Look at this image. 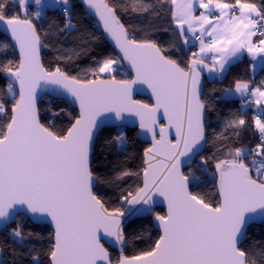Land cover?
Here are the masks:
<instances>
[{
  "label": "snow or ice",
  "instance_id": "1",
  "mask_svg": "<svg viewBox=\"0 0 264 264\" xmlns=\"http://www.w3.org/2000/svg\"><path fill=\"white\" fill-rule=\"evenodd\" d=\"M33 2L40 10L29 14L28 0H15L21 15L9 14L5 0H0V26L10 33L19 53L18 60L0 63V74L8 80L7 96L0 99L4 118L0 122V225L23 214L36 222L47 221L53 228L46 250L35 244L27 249L29 264H41V255L47 256V264H264V250L242 247L249 223L264 221V85L234 82L235 93L255 98L260 114L253 121L259 142L254 147H218L225 157H213L218 199L213 202L190 190L192 174L182 171V165L190 163L206 142L201 74L205 69L225 73L244 50L264 58V24L258 27L253 18L255 14L264 20V7L242 0H158L175 25L173 42L162 47L149 31L141 36L122 18L159 16L151 0L127 4L84 0L118 51L96 60L82 75L71 74L59 64L50 68L42 61V49L49 47L47 34L33 20L40 18L46 5L42 0ZM61 2L67 19L60 31H74L68 0H55L52 6ZM258 34L261 38L254 41ZM193 37L200 42L199 51L192 52L187 62L169 54L178 42L187 47ZM97 39L89 34V40ZM121 68L130 78L117 79L115 73ZM43 91L59 93L78 105V115L67 113L70 126L57 129L42 122L37 100ZM146 91L151 92L152 104L134 98V92ZM129 122L138 123L140 134L151 137L143 151V167L132 171L116 166L113 175L98 177L91 162L98 129L107 123ZM245 124L243 116L234 115L225 127L238 135L235 130ZM114 139L120 145L126 142L122 129ZM202 163L207 160L202 158ZM128 177L138 182L121 191V204L140 205L138 211L150 213L162 197L167 211L155 214L159 235L146 249L129 256L121 247L120 257L113 260L105 244L127 243L125 213L95 187L98 182L118 186ZM10 235L21 246L44 239L26 232L21 222ZM18 255L13 249V264ZM0 264L7 262L0 257Z\"/></svg>",
  "mask_w": 264,
  "mask_h": 264
},
{
  "label": "trees",
  "instance_id": "2",
  "mask_svg": "<svg viewBox=\"0 0 264 264\" xmlns=\"http://www.w3.org/2000/svg\"><path fill=\"white\" fill-rule=\"evenodd\" d=\"M69 1L71 3L69 15L72 23L76 26L74 31H60L64 27L67 18L60 15V7L57 6L45 7L43 16L39 19H34L33 22L42 34H47L45 43L49 47L44 48L42 52V61L45 65L51 68L59 64L61 67H66L71 74L80 72L83 75V70L94 67L96 60L103 59L108 55H115L116 52L104 39L94 20L84 13L80 4L72 0ZM112 2L127 4L128 0H112ZM242 2L255 3L257 8L264 7V0H242ZM5 3L8 5L9 14H21V8L15 6V0H5ZM151 3L157 5L156 10L160 13L159 16L132 14L124 15L122 18L126 24L137 29L141 36L144 35L145 31H149L151 38L159 45L169 47L174 40L175 32L173 29L175 25L171 24L167 7L160 8L158 0H151ZM32 8L33 5H29L28 9H31V13L33 12ZM89 34L98 37V39L89 40ZM260 38L256 36L255 41ZM84 40H89V42L86 44ZM192 52H195L194 49L188 46L185 47L181 42H178L169 54L177 59L178 62L184 63L190 59ZM67 56H71V60L58 59L59 57ZM16 60H18V57L11 44L0 34V63ZM251 65L252 59L243 56L238 61L230 64L220 78L218 77L219 73H217V79L213 83L204 84L202 98L206 100L204 122L206 146L204 151L184 172L192 174L189 184L190 190L205 194L213 202L218 199L216 193V161L213 157L225 158L217 150L218 147L223 145L254 147L259 142L253 121V117L259 112H254L250 106H247L248 100L246 99L229 100L224 96L225 91L234 89L236 80L250 83L252 87L264 85V68L261 66L260 70L253 74ZM115 75L117 79L130 78L123 68L118 70ZM7 84L8 82L3 77V74H0V99L7 96ZM137 99L144 103H149L147 99ZM10 103L9 98V107ZM38 108L40 109L42 122L45 124L53 123L57 129L70 126L67 113L78 115L77 111L66 102L49 97L41 99ZM53 113H59V115L56 116ZM234 115L243 116L246 120V124L242 128L235 130L238 135L234 134L233 129L225 127L226 121ZM3 119L0 116V122ZM121 129L126 136V142L123 145L118 144L114 139L119 135ZM146 147L145 144L138 140L135 129L105 128L99 132L94 142L91 157L93 171L101 178L113 175L116 166H124L132 171H138L143 167V151ZM202 158L207 160L206 164L202 163ZM137 182L136 177L125 178L118 186H109L98 182L95 190L110 205L121 207L122 209L123 204L119 201L121 191ZM156 213L164 214V210L156 208L152 217L135 219L125 227L124 232L127 238L125 255L130 256L146 249L158 237L159 233L152 226V219ZM17 222L22 223L26 232L39 233L44 239L42 241L32 239L30 242H26V246L15 244L10 233L16 227ZM51 233L52 231L48 226L33 225L27 218L18 216L13 224L0 232V248H3V251H1L2 258L7 264H13L12 250L15 249L17 253L21 254L16 257L17 264H29L31 255L27 249L35 244L37 249L46 250L49 247V235ZM242 247L253 249L257 252L264 250V224L250 226L247 229V236L242 243ZM108 250L113 260H117L120 257V254L115 251ZM47 259V256L41 255V264H47Z\"/></svg>",
  "mask_w": 264,
  "mask_h": 264
},
{
  "label": "water",
  "instance_id": "3",
  "mask_svg": "<svg viewBox=\"0 0 264 264\" xmlns=\"http://www.w3.org/2000/svg\"><path fill=\"white\" fill-rule=\"evenodd\" d=\"M78 4H80V6L82 7L84 13L90 17L92 20H94V22L96 23L99 31L102 33L104 39L107 41V43L110 45V47L115 51L117 52L118 50L115 48L114 46V43L108 39L106 37V34L103 32V29H102V26L98 24V17L95 16L94 12L88 8V6L84 3V0H72ZM0 34L3 35L8 41L9 43L11 44V47L12 49L14 50L15 54L17 55V57H19V53H18V50L15 48V44H14V41L11 39V35L9 32H7L2 26H0ZM44 49V48H43ZM43 49H42V52H43ZM42 52H41V55H42ZM207 64H209V62L205 61ZM210 65V64H209ZM129 74V73H128ZM130 76V74H129ZM3 77L5 78V76L3 75ZM6 79V78H5ZM217 79V73H209L207 71V69H205L202 74H201V88H202V95H203V90H204V84L207 83V84H211L213 83L215 80ZM7 80V79H6ZM8 82V80H7ZM44 97H49L51 99H55V100H62L64 102H66L69 106H71L73 109H75L77 111V114H78V105L77 104H74L70 98L64 96V95H61L59 93H55V92H51V91H43L41 93L38 94V100H37V104L39 105L41 99H43ZM134 98L137 99V98H141V99H147L149 100V103L152 104L154 101L151 97V92L150 91H146L144 93H135L134 92ZM132 121H135V118H132ZM204 122H205V112H204ZM105 128H126V129H135L137 131V138L138 140L145 144L147 147L150 146L151 144V137L150 135L145 137L143 135L140 134L141 130L138 126V123L136 122H129L125 125H118V124H113V123H107V124H103L100 126V128L98 129V132H97V135L99 134V132ZM97 135L95 136V139L97 137ZM206 135V133H205ZM95 142V140H94ZM205 146H206V142H204L202 144V147H201V150L199 151L198 154H196L195 156H193L191 158V161L190 163H186L184 165H182V171H184L185 169L189 168L194 160L204 151L205 149ZM146 147V148H147ZM93 148H94V144H93ZM93 154V152H92ZM92 157V156H91ZM216 172V170H215ZM217 180H218V175L216 174V183H217ZM158 200H160L161 202L160 203H157L152 211L150 213H144V212H140L138 211V209L141 208L140 205H127V204H123V208L122 210L124 211L125 215L124 217L122 218V223H123V228L125 229V227L130 223L132 222L133 220L135 219H142V218H147V217H152L153 216V213H154V210L156 208H161L164 210V214H166V211H167V205L166 203L162 202L163 201V198L162 197H158L157 198ZM18 216H21V217H24V218H27L29 220V222L33 225H42V226H48L49 229L53 232V228H52V225L50 223H48L47 221H42V222H36L34 221L32 218H30L28 215H23V214H20V215H17L14 219L6 222L5 224L3 225H0V232L3 231L7 226L13 224L17 217ZM264 224V221L260 220V219H256L252 222L249 223V225L247 226V229L250 227V226H258V225H263ZM152 226L154 228V230H156L158 233H159V228L157 226V223L155 221V217H153L152 219ZM245 239V238H244ZM244 241V240H243ZM243 243V242H242ZM106 247H108V249L110 250H113L115 251L117 254H120L121 255V247L124 248V252L126 250V244L121 246V245H116V244H109V243H106L105 244ZM0 257H2V254H1V251H0Z\"/></svg>",
  "mask_w": 264,
  "mask_h": 264
},
{
  "label": "crops",
  "instance_id": "4",
  "mask_svg": "<svg viewBox=\"0 0 264 264\" xmlns=\"http://www.w3.org/2000/svg\"><path fill=\"white\" fill-rule=\"evenodd\" d=\"M197 14H199V13H197ZM255 14H253V16H254ZM190 36H191V34H189ZM197 35H199V33H197ZM206 39H210L209 37H205ZM253 40L255 41V37H253ZM199 46H200V42L197 44V47L195 48V52H198L199 51ZM211 55H213V54H209V56H211ZM243 56H247V57H249L250 59H252V65H251V71H252V73L253 74H256L259 70H260V68H261V66H262V63H263V58H261V57H253V56H251V55H249L248 54V52L246 51V50H244V51H242L241 53H239L238 54V58L237 59H235L232 63H234V62H236V61H238L240 58H242ZM207 62H209V64L211 65V63H212V61H211V59H207L206 60ZM231 63V64H232ZM228 67V66H227ZM250 84V83H249ZM250 86H251V84H250ZM252 87V86H251ZM233 91L231 92V94H227V91H225V93H224V96H225V98H227V99H246V100H249V98H250V94L249 95H246V96H244V97H241L240 96V94L239 93H235V91H234V89H232ZM254 98V97H253ZM255 99V98H254ZM248 106V105H247Z\"/></svg>",
  "mask_w": 264,
  "mask_h": 264
},
{
  "label": "rangeland",
  "instance_id": "5",
  "mask_svg": "<svg viewBox=\"0 0 264 264\" xmlns=\"http://www.w3.org/2000/svg\"><path fill=\"white\" fill-rule=\"evenodd\" d=\"M28 3H29V5H33V8H32V9H33V12H32V13H34V12L40 10V9L38 8V6L33 2V0H28ZM54 3H55V0H42V4L46 5V7H48V6H52ZM55 6H57V7H61V6L65 7V5H63L62 2H61V3H57ZM70 6H71V3H70V1L68 0V5H67L68 9H70ZM30 10H31V9H28V8H27L28 13H31ZM44 10H45V7L43 8V10H42V14H41L40 17L43 16ZM21 14L23 15L22 10H21ZM218 77H219V78L221 77V74H220V73H219ZM247 104H248V106H250V107L252 108V110H253L254 112H259V108H258V106L254 103V98H253L251 95H250L249 100L247 101ZM190 179H191V176H190Z\"/></svg>",
  "mask_w": 264,
  "mask_h": 264
},
{
  "label": "built area",
  "instance_id": "6",
  "mask_svg": "<svg viewBox=\"0 0 264 264\" xmlns=\"http://www.w3.org/2000/svg\"><path fill=\"white\" fill-rule=\"evenodd\" d=\"M63 9H64V7L63 6H61L60 8H59V13H60V15H62V16H65V14H64V11H63ZM253 18L254 19H257V21H258V27L260 26V24H264V21L263 20H260L258 17H256L255 15L253 16ZM191 37V36H190ZM257 37H260L259 36V34L257 35ZM205 40H208V39H205ZM198 40H196L194 37L193 38H191L190 39V44L188 45L190 48H192V49H195L196 48V46H197V44H198ZM262 68H264V61H263V63H262ZM259 113H257L256 115H258ZM257 134H258V137H259V133L257 132Z\"/></svg>",
  "mask_w": 264,
  "mask_h": 264
}]
</instances>
